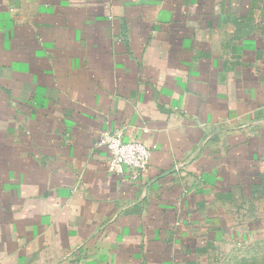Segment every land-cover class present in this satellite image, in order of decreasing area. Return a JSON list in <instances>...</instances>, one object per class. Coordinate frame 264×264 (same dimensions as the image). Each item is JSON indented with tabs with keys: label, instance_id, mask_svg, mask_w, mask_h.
I'll return each mask as SVG.
<instances>
[{
	"label": "crops",
	"instance_id": "crops-1",
	"mask_svg": "<svg viewBox=\"0 0 264 264\" xmlns=\"http://www.w3.org/2000/svg\"><path fill=\"white\" fill-rule=\"evenodd\" d=\"M256 261L264 0H0V264Z\"/></svg>",
	"mask_w": 264,
	"mask_h": 264
},
{
	"label": "built area",
	"instance_id": "built-area-1",
	"mask_svg": "<svg viewBox=\"0 0 264 264\" xmlns=\"http://www.w3.org/2000/svg\"><path fill=\"white\" fill-rule=\"evenodd\" d=\"M96 145L107 151V171L111 174L142 171L147 167L150 149L140 140H125L120 130L101 132Z\"/></svg>",
	"mask_w": 264,
	"mask_h": 264
},
{
	"label": "rangeland",
	"instance_id": "rangeland-1",
	"mask_svg": "<svg viewBox=\"0 0 264 264\" xmlns=\"http://www.w3.org/2000/svg\"><path fill=\"white\" fill-rule=\"evenodd\" d=\"M255 264H259V262H258V261H256V262H255Z\"/></svg>",
	"mask_w": 264,
	"mask_h": 264
}]
</instances>
